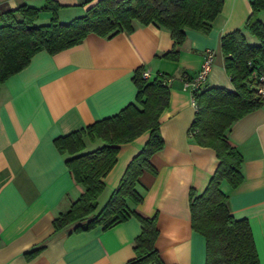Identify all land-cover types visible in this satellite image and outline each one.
<instances>
[{
    "label": "crops",
    "instance_id": "obj_1",
    "mask_svg": "<svg viewBox=\"0 0 264 264\" xmlns=\"http://www.w3.org/2000/svg\"><path fill=\"white\" fill-rule=\"evenodd\" d=\"M47 0H0L2 14L27 4L42 7ZM57 15L68 22L83 15L97 0H55ZM253 0H223L221 12L204 33L186 28L177 58L164 54L175 47L171 32L154 23L135 22L131 32L113 36L89 33L71 48L51 54L38 51L27 67L0 87V264H128L135 256L134 241L141 232L136 217L110 228L75 231L74 224L56 230L53 220L67 211L84 191L73 177L54 139L112 115L135 99L133 75L138 68L172 77L169 101L160 115L162 149L151 156L155 170L140 176L143 201L136 209L156 216L155 245L166 264H205V237L191 221L190 192L201 193L219 159L214 148L198 143L190 129L196 105L184 79L194 75L205 49L215 51L207 86L234 85L225 69L221 38L243 29L247 40L258 38L245 29ZM53 13L43 10L38 22ZM260 17L264 21V12ZM243 155L244 178L235 188L223 181L231 213L251 226L261 264H264V104L242 115L227 131ZM147 130L120 144L117 161L102 178L99 206L118 186L131 158L145 145ZM86 150L101 139L85 137ZM37 250L33 256L27 254ZM155 264V263H148Z\"/></svg>",
    "mask_w": 264,
    "mask_h": 264
},
{
    "label": "trees",
    "instance_id": "obj_2",
    "mask_svg": "<svg viewBox=\"0 0 264 264\" xmlns=\"http://www.w3.org/2000/svg\"><path fill=\"white\" fill-rule=\"evenodd\" d=\"M59 7L55 0H47L42 7L21 4L2 14L0 87L8 77L27 67L40 50L60 52L80 44L89 33L113 36L131 32L135 22L168 29L175 47L164 55L177 58L178 45L187 37L185 29L210 32L223 0H97L83 15L68 22L59 20ZM251 8L245 29L258 42L250 43L241 28L221 38L225 69L234 88L205 86L196 93L197 109L190 131L198 143L214 148L219 159L205 190L190 192L192 226L205 237V264H261L249 221L231 213L229 195L221 189L223 181L235 188L244 178V158L230 141L228 129L239 117L264 104L253 79L256 69H264V21L260 17L264 0H253ZM43 10L53 15L48 22L39 23ZM143 72L140 67L133 75L137 86L133 101L112 115L54 139L58 150L67 155V167L84 191L67 211L54 218L53 225L56 230L74 223L75 231L97 226L107 229L134 216L142 227L134 241L135 256L128 264H166L155 245L159 233L156 216L140 213L136 205L143 201L140 176L144 170H155L151 156L164 145L159 118L168 104L169 89L164 82L166 75L148 78ZM147 130L150 136L145 145L131 158L118 186L99 208L98 199L105 188L102 178L117 161L120 144ZM86 136L103 143L86 150Z\"/></svg>",
    "mask_w": 264,
    "mask_h": 264
},
{
    "label": "built area",
    "instance_id": "obj_3",
    "mask_svg": "<svg viewBox=\"0 0 264 264\" xmlns=\"http://www.w3.org/2000/svg\"><path fill=\"white\" fill-rule=\"evenodd\" d=\"M215 61V51L212 48H207L203 54V60L198 71L191 76L184 79V84L188 87L192 93L193 103L196 105V93L206 86L209 73L213 67ZM145 77L149 76V71L143 72ZM253 79L255 83V89L258 94L264 96V69H256L253 72ZM172 80V77L166 76L164 82L168 83Z\"/></svg>",
    "mask_w": 264,
    "mask_h": 264
},
{
    "label": "rangeland",
    "instance_id": "obj_4",
    "mask_svg": "<svg viewBox=\"0 0 264 264\" xmlns=\"http://www.w3.org/2000/svg\"><path fill=\"white\" fill-rule=\"evenodd\" d=\"M249 42H250V43H254L253 41H251V39H250V38H249ZM255 43H256V42H255ZM207 81H208V80H207ZM99 208H100V206H99Z\"/></svg>",
    "mask_w": 264,
    "mask_h": 264
}]
</instances>
